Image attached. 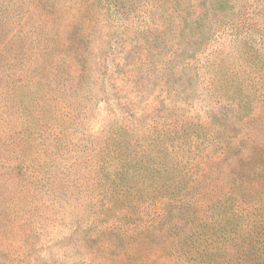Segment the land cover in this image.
Listing matches in <instances>:
<instances>
[{"label":"rangeland","instance_id":"rangeland-1","mask_svg":"<svg viewBox=\"0 0 264 264\" xmlns=\"http://www.w3.org/2000/svg\"><path fill=\"white\" fill-rule=\"evenodd\" d=\"M208 2L0 0V264H264V179L231 169L264 145V0H228L262 44L245 108L222 77L246 51L231 30L183 43L176 60L173 41L156 49L144 37ZM169 130L184 147L151 153L155 171L100 182L104 152L158 136L161 147Z\"/></svg>","mask_w":264,"mask_h":264},{"label":"trees","instance_id":"trees-1","mask_svg":"<svg viewBox=\"0 0 264 264\" xmlns=\"http://www.w3.org/2000/svg\"><path fill=\"white\" fill-rule=\"evenodd\" d=\"M203 7H205L204 10H200L194 16L188 11H181L184 15L178 12L170 13L167 16V19H164L165 21H168V25L162 30H158L157 28L150 29L149 27L145 28L144 37L146 38V42H152L153 48L157 49L161 46L164 48L168 41H173L174 44L178 45V48L174 49L170 54L172 57H175L176 60L177 58L181 59V57L185 55L184 49L182 50V47L180 48L183 43L192 46L200 45L211 36L217 35L218 32L231 30L232 36H235L236 39L237 36L240 38V40L236 41L235 44L239 43V45H242L246 51L238 55H234L231 58L232 60H236L238 62L236 64L237 69L224 73L222 77H225L228 74L226 81L228 82L231 80L233 83V91L230 95L231 97H229L231 99H228L230 104L234 103L239 108H245L249 102V98L244 96V85L247 86L248 81L252 84L254 79L260 77V75L264 73L254 63V61L261 58L262 44L258 41V38L253 39L251 37V31H249L251 28L244 29L240 28L239 24H234L233 19L238 15L234 12V4L229 5L228 0H209L208 5H204ZM244 10L245 9H243V11H239V15H244ZM178 18L182 20L181 23H176L178 22ZM225 25L232 27H230V29L224 28ZM138 31L140 30L138 29ZM258 32L259 30L255 29V34ZM237 49L238 48H235L234 50ZM179 50L180 52L178 53ZM195 54L196 52L192 53L190 56L192 57ZM170 64L171 61L169 60L166 61V63H161V65L164 66L165 72H162L160 77H163L166 72L171 73L175 64L169 66ZM221 74L222 73L216 69L215 64L212 62V90L216 88L215 83L217 78H220ZM166 77L165 82H168L170 78L168 75H166ZM177 133L178 132L176 130L167 131V133L163 136L165 139L161 143L165 146L162 145L159 147L160 141L157 140L158 136L151 143L145 142L147 145L146 148H141L139 151L132 149L134 154H132V151H130L129 154L123 152L122 150L124 148L121 146L122 143H116V146L119 147L118 151L110 152L107 150L103 153L100 159V162L102 163L100 170V182L104 179L108 186L115 187L124 182L126 177L125 174L128 171H136L140 169L155 171V169L149 165L150 162L154 163L151 153L155 154V157H157L162 150L174 153L177 150L183 149L184 143L179 141L180 139L176 136ZM217 135L218 134L212 135V145H214L215 148H218L217 146L220 145V140L216 137ZM186 136L190 139V145L196 144L197 146V142L200 138L198 134H186L185 132L181 134V138H186ZM239 153L242 154V152ZM231 169H234V171L237 172L239 170L240 173L241 171L245 173V175L249 177L248 181L250 182L257 180V178L262 181L264 179L262 176V172L264 173V145H262V147H259L258 145L250 147L249 151L243 153V155L234 157V160L231 163ZM40 180H43L42 175ZM92 187L97 189L98 186L92 185ZM260 206L261 208L263 207V205ZM236 215L237 211L234 209L231 212L229 211V221H235ZM261 217L262 221L258 227H261L259 230L261 232L263 231L264 234V212L261 213Z\"/></svg>","mask_w":264,"mask_h":264}]
</instances>
